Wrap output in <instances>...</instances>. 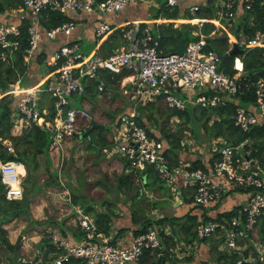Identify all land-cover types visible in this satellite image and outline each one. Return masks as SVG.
<instances>
[{
    "label": "built area",
    "instance_id": "obj_1",
    "mask_svg": "<svg viewBox=\"0 0 264 264\" xmlns=\"http://www.w3.org/2000/svg\"><path fill=\"white\" fill-rule=\"evenodd\" d=\"M143 1L146 0H23L21 8L25 14H21L20 19H31L27 28L30 46L25 50V63L37 52L41 38L39 16L43 11L49 9L71 17V20L46 30L49 38H55L58 33L69 35L77 25L75 19L97 14L99 21L95 36L101 39L112 30L105 21L107 16L121 12L131 3ZM183 1L165 0L164 5L174 8ZM215 1L220 18L225 22L235 21L243 31L234 41L229 36L227 43L230 46L226 48V52L232 49L234 42H237L242 53L254 48H264V0ZM188 7L192 13L200 9L196 4ZM256 18L260 19L261 27L249 36L243 29L244 24L247 27L255 26ZM207 22L215 27L209 34H204L202 30ZM195 24L199 25L200 30L191 31V34L198 39L186 42L181 53L164 51L160 46L159 35L141 23H130L123 28V45L105 55L97 52L86 54L80 50L79 43L67 42L55 49L46 60L45 66L48 69L39 82L20 88L18 81L5 94L20 95L14 108L16 125L20 123L23 129L30 122H36L51 136L49 150L59 152L66 139L82 133L79 120L91 121L92 118L85 105H76L74 96L84 95L86 83L90 80L96 81L99 92H104L105 82L99 74L102 71L112 74L125 72L126 75L120 79V89L133 100V105L128 112L119 116L120 127L113 128V132L122 133L121 139H114L115 145L110 149L104 147L102 151L108 154L120 153L131 168L143 170L148 166L152 167L166 186L174 187L171 192L177 200L181 198L178 190L180 174L185 177L184 186L194 188V204L203 206L217 203L231 188H253V192L242 204L240 214L231 216L227 221L228 227L220 222H206L199 223L195 228L198 239L212 235L224 236L223 247L220 248L231 254L235 250L246 248L248 240H252V235L255 234L258 219L264 214V170L250 157L251 150L244 149L248 146L247 141L238 146H221L218 151L220 159L209 170L197 168L183 173L179 167L170 166L163 153L162 143L149 136L136 119L138 102L160 98L168 108L183 111L188 107L226 106L239 93L240 76L243 73L242 54L234 58L233 67L236 72L229 76L222 69L218 70L221 54L207 40L208 37L229 35L227 29L223 28L218 19H197ZM219 28H223V31ZM19 36V24L0 22L1 58H5V50L12 52L17 48ZM237 60L241 62V67L236 66ZM51 66L55 67L52 71L49 69ZM252 86L254 105L252 108L238 107L233 115L234 125L243 131L261 124L264 119V78L253 82ZM3 142L7 150L12 152L11 144L8 141ZM18 166V162L0 160L7 199H18L23 195V175L16 172ZM5 174H11L10 180L19 178L20 188H13L5 180ZM71 208L79 217L78 220L74 218L83 235L80 240L73 241L69 237H60L58 233L53 234L51 241L56 250L52 254L56 255L53 264H65L72 259L80 260L81 264H137L145 250L162 249L161 238L153 227L132 235L127 245L120 246L111 242L109 237L99 234L95 220L84 214L80 206ZM40 255L42 252L36 247L34 260L26 261L23 257L20 260L25 264H37ZM247 263L255 264L251 257L240 251L235 264Z\"/></svg>",
    "mask_w": 264,
    "mask_h": 264
},
{
    "label": "trees",
    "instance_id": "obj_2",
    "mask_svg": "<svg viewBox=\"0 0 264 264\" xmlns=\"http://www.w3.org/2000/svg\"><path fill=\"white\" fill-rule=\"evenodd\" d=\"M212 1L213 0H210L209 4H211ZM22 2L23 0H0V13L8 11L12 7L19 8L22 5ZM177 9L178 7H174L173 9L163 7V9H161L159 12L160 14L155 15L154 18H159L160 16L161 18L165 19H178L181 17L188 19L198 18L194 16H180ZM209 10L210 7L208 6L206 9H204L205 16H201L200 18H204L207 20L217 19L214 16L213 12H209ZM260 13L261 11L258 12V15H260ZM69 20H71V17H68L58 11H52L49 9L43 11L39 16V26L41 27L40 42L43 38L50 39L48 36H46V30L53 29ZM256 20L257 23L255 26H248L247 28H243L249 36H252L254 31L257 28L261 27V23L259 22L260 19L256 18ZM8 24H19L20 36L18 39L19 44L17 48L12 52H10V50H5V58L0 57V160L22 163L24 166H18L16 172L20 175H24L26 170V175L24 178L26 182L24 184L23 195L21 198L7 199L5 197L6 186L2 182V175L0 172V246H3L5 249L9 250L10 254H12L13 252H17L15 255V259L17 260L16 262L19 263V246H17V243L10 242L7 237V230L4 225L10 223L16 218L21 217L22 215H30V197L28 196V192L37 177L36 171L40 167L41 155H44L46 157V168L49 172L46 184L48 186L54 187H62L66 186V184L63 185V183L59 181L58 170L52 168V163L49 156L51 136L43 127L36 124V122H30L25 128L22 129V132L20 134L14 135L12 133V129L17 124V118L14 115V108L20 95L5 93L10 90V87L16 84V82H21L26 74L32 75L34 73V75L37 76V79H41L44 75L39 74L38 66L34 69L35 72L32 70L28 71V66L27 63H25L24 59L25 50L30 46V43L28 42L27 28L31 24V19L27 17L24 20L20 19L18 23ZM206 24L208 25V27H210V30L213 28V24L211 22H207ZM206 24H204L205 26L203 27V31L204 34H209L210 30H206ZM156 25L158 27L157 33L160 36V46L166 52L177 50L183 37L187 38V41L198 39V37L194 36L190 38L187 33L180 32L177 27L175 28L173 26L172 22ZM122 31L123 30H120L119 32H121L122 34ZM207 40L218 41L217 36L208 37ZM40 42L36 50L37 52L35 51L36 54L31 57L29 61H35L37 65H40L41 63L45 64L46 60L49 59L53 51L60 45H63L61 43L59 46L53 48V50L50 52L46 51L47 47L49 49V46H47L46 44H40ZM114 45V43L110 44V49L111 47L113 48ZM225 52L226 49L223 53H220L221 56ZM241 56L243 62V73L240 76L241 88L239 90V93L234 95V100H231L226 106L200 109H197V107H188L183 111H178L168 108L165 102L160 98L148 100L146 103L140 102L137 104L136 119L138 123L145 128L149 136L154 137L156 140L162 143L163 153L168 158L171 167H177L182 163L181 165H183L188 170H194L197 168L203 169L205 171L207 170L199 158L191 162H181L180 160V153L185 151L181 144L182 139L180 133L186 130L185 123L187 122V124H189L192 121L193 124L202 126L205 132L209 135L208 140H211V147H207V150L209 153H211V167H213L215 163L220 159L218 151L221 146L227 145L229 143H232L233 146H238L241 142L247 141L248 146H245L244 149L249 148L251 150L250 157L255 160L256 164H258L261 169L264 170V122L254 126L248 131H243L240 128L236 127L233 121V115L238 107L254 105L255 95L252 83L260 78H264V48L259 47L251 49L250 51H244ZM235 57V55L230 56L225 61L222 68V71L229 76H233L236 72L233 67ZM49 69H51L52 71L53 69H55V67L51 66L49 67ZM99 74L105 82V91L99 92L96 87V81L90 80L86 83V93L81 96H74L76 102L79 98H81V100L83 98L86 100L88 99L87 103L89 102L90 104L88 103L87 105H85L83 101H81V104L85 105L88 109L91 110L92 107H95L94 103H96V107L98 108L100 106L97 105L99 104L97 100L98 95L105 94L108 89L113 90V94H118L120 92L122 96L126 98V100L127 98H129L127 95H124L122 93V90L120 89V79L121 77L126 75L125 72H122L121 74H112L108 71H102ZM113 101L117 102L114 99ZM158 101L164 103V105H162V111H164L165 113L161 112V109L157 104ZM117 104L120 105L119 108L114 106L111 108V110L114 109L115 111H118L120 113L117 114V117H115L116 115L114 114V118L112 116L113 114L110 115L105 113V120H103L104 123H102L104 124V126L106 119L109 118L110 121L114 122L112 127H117L119 125V116L123 113L128 112L130 109L129 104L128 106H125V104H123L122 102H117ZM99 110L102 111V109ZM158 112H161V114L159 113L158 115ZM163 116H166V118L164 119ZM175 117H177L179 121L175 122L176 124L174 125H177V127L174 130L166 128L165 124L161 123L163 119L167 121V119H175ZM89 124H92V122L85 119L79 120V127L81 128L82 133H84L91 126ZM3 141H8L11 144V146L13 147L12 152H9L7 150V146ZM95 144L96 145L88 144L87 146L89 153H87V155L85 156V163L88 165H91V155L95 156L97 154H101V152L103 153L102 149L104 147L110 149L115 145L114 137L112 136L111 138H108L105 135H99L98 141L95 142ZM97 146H99L101 150L98 153H96L98 151ZM114 154H116L115 156H118L122 160L121 172L115 175L117 186L116 188L121 193L120 197L118 198V200H116L115 203L118 205L121 195H123V198L120 200V204L126 205L127 201H130V214L131 223L133 225V235L143 233L148 227H153L158 231L160 238H162V249L160 251L151 249L145 250L137 264H178L180 259L178 258V256H175L177 240L179 242H184L185 245H192L195 241L205 242L213 235L210 237L198 239L196 236L195 228L199 223L220 222L222 223V225L228 227L229 224L227 221L230 219V217L240 214L241 206L242 204H244V202L228 211L220 212L214 216H211L206 211V208L215 206L220 202V200L211 206L194 204L192 196L194 188L192 187L189 192L191 196L185 197V202L192 205H190V208H188L182 215L173 214L172 216H162L160 218H158L154 213H152V215H149L145 213L144 210L146 209V206L148 208L150 198L146 194V192H141V188H143L144 186V181L141 179V175L144 173H140V169L131 168L129 163L120 153ZM98 170L100 171L101 168L98 167ZM146 170L149 173L148 178H152L153 181L159 180L157 173L152 167L148 166ZM10 177L11 174H5V180L11 183L13 188H20L19 178H17L16 180H10ZM103 177L108 182V176L105 174L103 175ZM232 192L245 193L247 199V197L253 192V188L234 187L223 194L222 198ZM84 194L85 192L83 191H80L79 193L71 191V194L69 193V195H71V198L69 197L71 206H80L84 214L91 216L95 220L99 234L108 237L109 233L111 232L110 215L100 214V212L97 211V208H95L94 206V204L97 203H90L88 197ZM182 195L185 196L181 193V197ZM82 196L83 199L80 198ZM84 199L87 200V203H83L82 200ZM123 199L125 200L123 201ZM100 204L104 205V202ZM100 204L98 205L99 207H101ZM157 204L158 203H154L153 206L150 204L149 211L152 212L153 210L158 209ZM139 209H142V211H140ZM31 222L32 224H37V222H34L33 220H31ZM51 222L52 221H48L46 224H44V227H46L45 225H48V227L46 228L47 230L44 229V236L37 244V248H39V250L42 252V255H40L37 264L54 263V258L56 255L52 254L56 250L54 249L51 241V237L53 234L58 233L60 237H69L71 240H73L71 237V233H73V235L75 236L78 231V234L80 233L81 236L83 235L78 225H76V227H69V232L67 231L68 227L65 226V224H62V222L54 221V227L53 222L52 225H50ZM134 226H136V228H134ZM168 229L170 230V232L168 231ZM257 234L260 238V244L263 245L264 214L258 219L255 234L252 235L253 237L251 236L252 240H248L246 248L238 251L235 250L231 254H227V252L224 250H219L221 256H223L225 259V264H235V261L239 258L240 251H242L245 256H248L249 258L251 257L254 261V257L248 253V248L253 247L254 240L256 241V239H258ZM214 239L223 241L224 236H215ZM240 245H243V242H240ZM190 259V256L186 258L187 261H190ZM257 261L259 262L258 259ZM81 263L82 262L80 260L72 259L70 262L65 264Z\"/></svg>",
    "mask_w": 264,
    "mask_h": 264
},
{
    "label": "rangeland",
    "instance_id": "obj_3",
    "mask_svg": "<svg viewBox=\"0 0 264 264\" xmlns=\"http://www.w3.org/2000/svg\"><path fill=\"white\" fill-rule=\"evenodd\" d=\"M213 5H214V13H213L214 16L219 20V23L223 26V28L227 29L229 36H231V41L236 40L238 36L243 33L242 28L240 26H237L235 21L226 23L224 20H222L220 18L219 13L216 11L217 2L215 0L213 1ZM186 10L187 12L184 16H187V17L194 16V17H198V19H203L200 17L205 16L204 12L192 13L189 10V7H187ZM183 22L188 23V24H195L197 20H195L194 22L193 21L191 22L181 21V23H177V22H176L177 24L174 23L177 25V28L180 30V32L187 33L190 38H192L191 31L200 30V27L197 24H195L194 27L192 28L190 25L184 24ZM206 26H207L206 30H210L209 29L210 27H208L207 24ZM214 27L215 25L213 24V28ZM223 28H219V30L223 31ZM120 39L121 38L118 37L119 41ZM208 43L217 52L223 53L224 50L226 49L227 41L220 42V41L210 40L208 41ZM82 47L84 49V50L82 49L83 51H86L88 52L89 55H91L92 52H89V51L94 47V44L92 43L87 44V42L83 41ZM45 73H46V66L44 63L43 64L41 63L39 65V74L45 75ZM30 75L31 74H28V75L26 74L23 77V80L19 82L20 88L28 87L33 84V78L30 77ZM106 93L100 94L101 99L103 98L104 99L100 100L99 104H97V105H100L99 107L101 108L99 107L98 108L102 109V111H100L96 107V103H94L95 107H92L91 110L88 109L91 115L97 116L96 118L98 120H105V116H104L105 113L110 114V115L113 114L112 115L113 118H114V114L116 115L115 117H117V114L120 112L115 111L114 109L111 110V108L114 106L119 108L120 105L117 104V102H122L123 104H125V106H128V104L129 106H131L133 104L132 99L127 98L126 100V98H124L120 92L118 94H113V90L108 89ZM113 99L116 100L117 102H114ZM144 102L146 103L147 101H144ZM76 104L78 107L82 105L81 98L78 99ZM157 104L159 105L161 112L165 113L164 111H162L163 109L162 105H164V103L161 101H158ZM197 109H200V108H197ZM161 112H158V115L159 113L161 114ZM163 118L165 119L166 116H163ZM164 119L161 121V123H164L166 128H169L170 130L171 129L174 130L177 127V125H174L176 124L175 122L179 121L177 117H175V119H167V121H165ZM107 120L109 123L107 122ZM113 123L114 122L110 121L109 118H107L105 122V127L103 129V133L106 136L112 132V135L115 141H117L118 139H121L123 135L120 131L113 132L114 131L112 127ZM185 124H186L185 125L186 130L182 131L180 135L182 139L181 144L186 152V155L189 158L193 157V155L196 154L198 151L197 148L203 149L204 154L208 155L209 152L207 150V147L209 146L211 147V143H210L211 140L210 141L208 140L209 135L205 132L202 126L200 125L198 126V124H193L192 121L189 124H187V122ZM22 127L23 126L20 123H18V125H16L12 129V133L14 135L20 134L22 132ZM83 134L84 133L77 136L76 138L78 139L76 140L79 142L80 141L83 142V144H86L87 146L91 140L98 137L97 130H92L91 134L88 137L83 136ZM70 148L71 147L68 146L67 151H70ZM77 152H78L77 158L72 157V155L69 154V152L67 154L66 151H63L62 148H60L59 152H57L56 150H51V156L49 154L51 163H52V168L55 170H58L59 181H61L63 185L66 184L67 187L66 186L54 187V186H48L46 184V181L48 180L49 172H48V169L46 168V165H47L46 157L44 155H41L40 156V167L36 171L37 177L28 192V196L30 197V204H29L30 215L29 216L22 215L21 217L16 218L10 223L4 225V227H6V230H7L8 239L10 238L11 239L10 241L12 243L18 242L17 244V246H19L18 255L20 254L23 258H25L26 261L34 260L35 247H36L35 245L38 241L41 240V238H43L44 236L43 231L44 229L47 230L46 228L48 227V225H45L46 227H44V224H46L48 221L53 222V227H54V221L62 222V224H65V226L71 225L74 227L77 224L76 221L78 220L79 217L75 215V211L74 209L71 208V204H70L71 195H69V193L71 194V191L77 192V193H79L80 191L85 192L84 195H87L88 199L93 201L91 203H95V200L93 198H98L97 200H99L100 202L96 201L97 205L104 202V199L108 197V199L111 200V204L104 205L103 210L104 212H109L111 214L110 209L112 210V206L116 202V198H117V197L114 198V195L116 194V192L117 193L119 192L118 189L115 190V188L113 187V182H112V180H114L113 175L109 173V172H112V169H111L112 165L109 166L108 163H104L107 166L106 168L107 170L103 169L101 164L89 167V165L85 163V159L84 157H82L83 155L81 154L80 150H77ZM96 157H97V160L104 159V158H110L108 153H104V152L103 153L101 152V154L96 155ZM98 167L101 168L100 171L98 170ZM105 174L108 176L107 178L109 179L108 182L103 177V175ZM25 175H26V170H25V174L22 177L23 188L26 182L24 179ZM88 185L92 187H91V190L87 193L86 191L88 190ZM155 187L159 188L160 191H163V192L174 189L173 186H166L167 188L163 186L159 187L158 183H152L148 187H145L144 190H142L141 192L144 193L146 191V194L150 198L149 199L150 203H148V208L150 204L153 206L154 203H158L157 204L158 209H155L154 211V214H156L158 218L162 216H172L175 211L174 204H173V201L175 198L173 199L172 197L169 199V201L161 199L165 195L164 194L162 195L159 192L154 191ZM65 188H68V189H65ZM170 193H171L170 195L173 196V192L170 191ZM80 198L83 199V196ZM230 198H233V195H231ZM82 201L83 203H87V200L85 199ZM119 202H120V199H119ZM100 205L102 206V204ZM74 217L77 220L73 222L72 220L74 219ZM31 220H33L34 222H37V224L36 225L35 223L32 224ZM52 222L50 223V225H52ZM7 227H9V229H7ZM168 231L170 232L169 229ZM35 232H39V234L36 235ZM19 236H21L20 239H19ZM215 236L216 235H213L212 237L208 238L205 244L209 246H214V248L212 247V249L214 250H216V246L219 249H221L220 247H223V242L219 240H215L214 239ZM257 238L258 239H256V241L254 240L253 247L248 248V253L254 257L255 264H264V244L263 243H262L263 245L260 244V238L258 234H257ZM181 242H179L178 240L176 241L177 248H176L175 256H178V254H180L182 256L181 257L182 259L184 258L186 259L189 256L191 257L190 260L194 259L193 252L188 251V254H187V251L185 249L187 246ZM196 242L198 241H195L194 243ZM22 243H26L29 246V247L27 246L28 249L25 252L21 248ZM192 246H190L191 250H197V247H192ZM217 252H211V254L213 253V255L218 256ZM16 253L17 252H13L12 254H10L9 250L5 249L3 246H0V264H25V263H21L19 260H18L19 263L16 262L17 261L15 259ZM7 257H8L9 262L7 261ZM257 259L259 260V262L257 261ZM27 264H30V263H27Z\"/></svg>",
    "mask_w": 264,
    "mask_h": 264
},
{
    "label": "crops",
    "instance_id": "obj_4",
    "mask_svg": "<svg viewBox=\"0 0 264 264\" xmlns=\"http://www.w3.org/2000/svg\"><path fill=\"white\" fill-rule=\"evenodd\" d=\"M209 1L210 0H184L182 2V4L180 6H178L177 10H178L180 16H184L187 12L186 8L189 5L196 4L200 7L199 12H205L204 9H206L209 6L210 7L209 12L212 11L214 13V5H213L214 0L212 1L211 4H209ZM164 4H165V0H146L143 2H139L137 4L131 3L126 8H124L121 12L107 16L105 18V21L112 27V30L110 32H108L106 35H104L101 39H98V37L95 36V28H96L97 22L99 20H98L97 14H93V15H85L82 18L75 19L77 22V25L71 34L66 35L65 33H59L53 39L52 38H50V39L43 38L42 41L40 42V44H46L47 46H49V49L47 47L46 51L51 52L53 50V48H55L56 46H59L61 43L65 44L67 42H71V43L75 42V43H79L80 50L82 52L88 54V52L83 51L84 49L82 47V43H83V41H85V42H87V44H89V43L94 44V47L89 52H92V53L97 52V53L105 55L108 52H110L111 50L119 48L123 45L122 39H120V41L118 40V37L122 38L121 32H119V31L123 30V28H125L130 23H141L142 25L148 26L149 29L154 34L159 35L157 33L158 27L156 24L171 23L172 22L173 26L176 28L177 27L176 24L181 23V21H190V22L193 21L194 22L195 20L198 19V18L188 19V18H183V17L178 18V19H165V18H161V16L159 18H154L155 15L160 14L159 12L161 9H163V7H166ZM170 9H173V8H170ZM21 14H25V12L22 11L21 6L19 8L12 7L8 11H5L4 13H0V22L18 23L20 21V15ZM174 23H176V24H174ZM183 23L188 24L185 22H183ZM192 25L194 26L195 24H190L191 27H192ZM245 28H247V26ZM225 41H227V40H225ZM186 42H188V41H186ZM104 43H105V45H104ZM113 43L115 45L113 48L111 47V49H110V44H113ZM117 44H118V46H117ZM228 47H229V45H227V43H226V48H228ZM27 66H28V71L29 70L34 71V69L37 68V66L39 67V65H37V63L35 61L27 63ZM236 66L241 67V62L239 60L236 61ZM47 69L48 68H46V70ZM30 77L33 78V84L30 86H33L34 84H36L37 82L40 81V79H37V76L34 75V73L32 75H30ZM30 86H28V87H30ZM97 100L99 103V101L103 100V99H101V96L98 95ZM81 101H83V103L85 105H87L89 103V102L87 103L88 99L86 100L83 98ZM248 107L252 108V105L244 106V108H248ZM96 117L97 116L92 115L90 122H96V123L102 125V123H104L103 120L102 121L98 120ZM263 122H264V119H263L262 123ZM89 125H91V124H89ZM94 130L98 131V129H94ZM91 132H90V134H91ZM99 135H105L103 133V129L101 130L100 133L98 131V136ZM77 136L78 135H76V137ZM112 136H113L112 132L109 133L108 135H106V137H108V138H111ZM76 137L66 139L63 143L62 149H63V151H66L67 154L69 152V154H71L72 157H75V158L78 157L77 150H80L81 154L83 155L82 157H84V159H85V156L87 155V153H89L87 145L83 144V142H81V141L80 142L77 141L76 139H78V138H76ZM97 141H98V137L91 140L89 142V144L96 145L95 142H97ZM68 146L71 147L70 151H67ZM98 147L99 146H97V148ZM197 149H198L197 153L194 154L193 157H190V158L186 155L185 151L180 153L181 162L182 161L183 162L184 161L191 162V161L199 158L202 161V164H204L205 168L207 170H209L211 168V166H210L211 153L206 155V154H204L203 149H201V148H197ZM97 150L98 151L96 153L100 152L101 151L100 147ZM49 154L51 156L50 150H49ZM97 155H99V154H97ZM108 155L110 156V158H104V159H99V160H97L96 155L95 156L91 155L90 156L91 165H89V167L101 164L103 169H106L107 166L104 163H108L109 166L112 165V168H111L112 172H109V171L108 172L111 175H113L114 180H112V182H113V187L116 190L117 186H116L115 175L119 174L121 172L122 160L118 156H115L116 154H114V153L108 154ZM181 164L178 165L177 167H179L183 173L190 171V170L186 169ZM20 165L24 166L22 163H20ZM24 169H25V167H24ZM146 169L147 168L140 170V173H144L141 175V179L144 181V186H143V188H141L142 190H144L145 187H148L152 183H158L159 187H161V186L166 187V185L162 181H159L160 179L158 181H153L152 178H150V177L148 178L149 173ZM106 174H108V173H106ZM147 178H148V180H147ZM178 180H179L178 190L180 192V197H181V193L184 194L185 196L182 195V197L179 200H175L173 198L174 199L173 204H174V208H175V211L173 214L182 215L188 208H190V205H192V204L185 202V197L191 196L189 192H190V189L192 187L184 186L185 177L183 174H180L178 176ZM94 186H95V184H94ZM91 187L92 186L88 185V190L86 191L87 193L91 190ZM154 189H155L154 191H157L160 194L165 195L161 199L169 201V199L171 198V195H170L171 190L170 191L167 190L166 192H163V191H160V189L157 187H155ZM193 192H194V190H193ZM120 194H121L120 192H118V193L116 192V194L114 195V198L117 197L116 200H118V198L120 197ZM231 195H233V198H230ZM85 196H87V195H85ZM172 197H174V196H172ZM122 198H123V195H121L120 200ZM93 199L95 200V203H96V201H99V200H97L98 198H93ZM245 199H246L245 193L232 192V193H229L228 195L224 196L220 200V202L218 204H216L215 206L206 208V211L211 216H214L217 213L228 211V210L232 209L233 207L239 205L240 203L245 202ZM124 200L125 199H123V201ZM89 201H90V203L93 202L92 200H89ZM104 202H105L104 205L111 204V200H109L108 197H106L104 199ZM104 205L99 207L96 204L94 206L97 207V211H99L100 214H109L110 215V218H111V229L110 230H111V232L108 235V237L110 238V241L113 242L114 244H117L120 246L127 245L130 238L133 235V225L131 223V214H130V211H131L130 201H127L126 205H122L119 202H118V205L116 203H114L113 206L111 205L112 206V210L110 209L111 214L109 212H104V210H103ZM139 210L142 211V209H139ZM149 210H150V208H147V206H146V209L144 210V212L149 214V215H152V213H154V211H155V210H153L152 212H150ZM108 211H109V209H108ZM72 221L74 222L75 218ZM66 226L68 227L67 231H69L68 230L69 226L73 227L71 225H66ZM74 227H76V225ZM134 228H136V226H134ZM7 229H9V227H7ZM11 229H13V228H11ZM35 234L38 235L39 232H35ZM71 234H72V236H71L72 239L75 241L80 240V238L82 237L80 235V233L78 234V231H77V234L75 236L73 235V233H71ZM9 240H11V239L9 238ZM38 242L35 245L36 247H38V245H37ZM181 243L184 244V242H181ZM205 243H206V241L205 242H199V243L198 242L193 243V246L192 245H186L187 247L185 249L187 251V254H188V251H192L193 255H194V259L187 261L185 258L182 259L181 258L182 256L180 254H178V258L180 259L178 264H225V259L223 256H221V254L219 252L220 249L216 246V250H214V249H212V247L214 248V246H209ZM27 246H28V244L22 243L21 248L23 249L24 252L28 249ZM190 246L197 247V250H191ZM211 252H217L218 256L213 255V253L211 254ZM183 255H185V254H183ZM21 257L22 256L19 254L18 260L20 262H21V260H20Z\"/></svg>",
    "mask_w": 264,
    "mask_h": 264
},
{
    "label": "water",
    "instance_id": "obj_5",
    "mask_svg": "<svg viewBox=\"0 0 264 264\" xmlns=\"http://www.w3.org/2000/svg\"><path fill=\"white\" fill-rule=\"evenodd\" d=\"M226 22H228V21H226ZM237 24H238V23H237ZM244 26L246 27V24H244ZM193 27H194V26L192 25V28H193ZM228 39H229V35H224V36L217 37V40H218V41H225V40H228ZM186 41H187V39H186L185 37H183V38L181 39V43H180L179 48H178L177 50H175L174 52H176V53H181V52L184 50V48H185ZM240 54H242V49L238 46L237 42H234V43H233V47H232V49H231L229 52H225L224 54H222V56H221V60H220V64H219V67H218V70H221V69L223 68L225 61H226L230 56H232V55H235V56H236V55H240ZM104 127H105L104 125L98 124V123H96V122H92L90 128L87 129V130L84 132L83 136L88 137V136L90 135V132H91L92 130H94V129H98V131H99V133H100L101 130L104 129ZM229 144L232 145V143H229ZM97 149H99V147H98ZM20 237H21V236H19V239H20ZM17 244H18V242H17ZM36 260H37V259H36Z\"/></svg>",
    "mask_w": 264,
    "mask_h": 264
}]
</instances>
